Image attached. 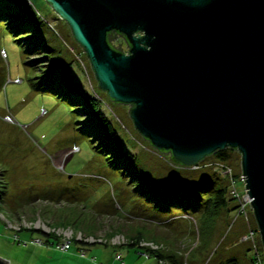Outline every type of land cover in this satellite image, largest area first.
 I'll return each mask as SVG.
<instances>
[{
	"label": "rangeland",
	"instance_id": "rangeland-1",
	"mask_svg": "<svg viewBox=\"0 0 264 264\" xmlns=\"http://www.w3.org/2000/svg\"><path fill=\"white\" fill-rule=\"evenodd\" d=\"M22 1L31 5L36 17L57 33V39L46 31L39 34L49 39V46L59 52V60H71L74 80L113 124L124 149L136 157L150 181L158 185L170 182L189 185L202 179L204 171L209 177L212 175L199 166L211 163L212 157L195 170L183 169L169 162V154L150 146L135 130L129 106L114 104L98 88L88 60L66 24L44 0ZM26 38L24 34H13L8 22L0 19V53H5V58L0 54V192L6 191L0 200V259L8 264H117L113 252L118 250L125 264H158L153 258L144 261L136 248L123 247L131 235L142 232V246L157 248L164 247L161 243L169 233L168 243L180 249L187 264H220L233 255L247 264L246 257L250 256L246 254L247 246L239 242L241 238L236 239L244 229L239 221L232 227L233 216L229 220L224 211L208 220L213 239L208 252L201 256L196 251L190 252L202 242L196 228L198 216L191 215L193 220L188 215V219L182 217L167 228H154L167 217L186 214L176 210L170 214L156 211L140 196L138 184L124 176L123 171L114 169L108 155L98 152L93 139L81 130L86 121L79 113L82 107L46 89L42 82L48 76L42 66L44 62L37 66L30 63L39 56L30 54L28 46L20 42ZM112 43L127 50L122 39ZM71 48L78 55L83 53L79 62ZM51 55L47 56L55 58ZM14 80L21 83L15 84ZM6 116H11L14 122H6ZM62 157L64 160L58 162ZM59 163L61 169L57 168ZM230 163L237 170L240 163L237 152ZM189 173L199 177L191 180L187 177ZM177 174L182 176L176 178ZM236 187L241 189V183ZM80 214L85 222L95 219L96 224L92 223L86 231L70 224L72 217ZM65 215L67 220L60 221ZM33 230L49 233L58 242L69 240L70 250L57 251L56 242H46ZM35 238L41 239L43 245L32 244ZM76 240L100 242L85 245ZM82 249H86L85 257L78 253Z\"/></svg>",
	"mask_w": 264,
	"mask_h": 264
},
{
	"label": "water",
	"instance_id": "water-1",
	"mask_svg": "<svg viewBox=\"0 0 264 264\" xmlns=\"http://www.w3.org/2000/svg\"><path fill=\"white\" fill-rule=\"evenodd\" d=\"M44 1L98 88L170 163L238 153L264 252V0Z\"/></svg>",
	"mask_w": 264,
	"mask_h": 264
},
{
	"label": "trees",
	"instance_id": "trees-1",
	"mask_svg": "<svg viewBox=\"0 0 264 264\" xmlns=\"http://www.w3.org/2000/svg\"><path fill=\"white\" fill-rule=\"evenodd\" d=\"M0 19L8 22L13 34L26 35L27 38L20 42L28 46L30 54L36 57L39 56V58L31 61L30 63L34 64V66H37L39 63L44 62V65L42 66L46 68L45 72L48 74V76L42 82L46 85V89L55 92L61 98L67 99L71 104L82 107V109L79 110V113L86 117V121L82 123L83 126L81 127V130L93 139V141L96 143L97 147L95 148L98 149V152L109 156L107 159L109 160V164L114 169L123 171L122 174H124V176H128L130 180L138 184L140 196L144 197V199L151 203L153 208L160 213L170 214L173 212V210H176L189 216H198L199 226L196 224V228L198 227L197 232L200 234V236H202V242L199 246L196 245V247L190 251L191 253L192 251H196L195 254L197 253L198 256H201L208 252V246L213 239V236L211 237V235H209L211 226L208 223V220L212 219L215 215L223 211L226 213V216L229 218V220L230 217L233 216L231 225L232 227L235 226L238 221V223H242L241 227L244 229V231L239 236H237V240H239L241 236L247 232V223L242 219V217L236 215L235 201L229 196L230 181L214 173L212 166L209 167L208 163H205V165H203V163L199 166L201 169L206 168L205 170L212 175L209 177V175L204 171L201 173L203 176L202 179H200L198 182L191 181L190 184L196 182L193 184V186H190V184L187 185L186 183L179 184L178 182H170L168 184L158 185L154 184L149 180V178H147V174L143 169H141L142 167L140 166L136 157H133L124 149L122 140L117 134L113 124L103 115V113L99 111V109H97L96 105L93 103V100L74 80L71 60L68 62H62L59 60V52L49 46V39H46L43 35L40 36V31L42 33L46 31L49 32L52 37H58L57 33H55L54 30L48 26V24L46 25L44 20L41 21L38 17H36L31 5L23 2L22 0H0ZM107 39L109 45L113 49L117 51L123 50L122 48L115 47V45L109 40V36ZM44 54H46V56H43ZM50 54H52L51 57L55 56V58L53 57V59L47 56ZM234 152L235 151L231 149L218 151L211 156L214 159L211 163L226 164L231 168L233 175L237 176L240 170L239 164H237V170H235V168H233L230 163ZM197 168L198 166L195 167L194 170ZM188 175L189 176L187 177L189 179L191 178V180H196V178L199 177L196 173H189ZM0 176L2 175L0 174ZM180 176L182 175L177 174L175 177L179 178ZM5 192L6 191L0 192V200L1 195L5 194ZM66 218L67 215L60 218V221L67 220ZM168 218L170 217H167L166 219ZM72 219L73 220L70 219V224L78 226L84 231L91 229V226L93 225L92 223L95 222V219L85 222V220L81 218V214L72 217ZM192 219L194 220V217H192ZM160 221L162 220L160 219ZM173 223L175 222L172 221L161 225H154V228H167ZM94 224H96V222ZM249 225L257 235V241L259 246H261L252 213L249 216ZM32 233L38 236H43L45 241L49 242L50 244H53V241L56 242V244L58 243L56 238L52 237V235L49 233H44L41 230H33ZM168 234L166 235L170 236ZM167 236H165L166 238H163L164 241L161 243L164 245V247L158 248L156 252H152L149 259L153 258L157 263L162 261L165 264H187L180 249L177 250V248L173 247L171 243H168L167 239L169 238ZM142 240V232H138L136 235H131L128 238L129 243L127 242L123 244V247L136 248L139 253L142 250H145V248L139 246ZM76 242H78V244L85 245L95 244L77 240ZM242 245L247 246L246 254L250 253L249 246L246 243H243ZM260 253L264 260V252L262 248H260ZM194 256L191 258L192 263L195 262ZM140 257L145 259L142 256ZM246 258L248 262L247 264H255L253 258L251 257V253L250 256ZM220 264L243 263L240 262L236 255H233L222 261Z\"/></svg>",
	"mask_w": 264,
	"mask_h": 264
},
{
	"label": "built area",
	"instance_id": "built-area-1",
	"mask_svg": "<svg viewBox=\"0 0 264 264\" xmlns=\"http://www.w3.org/2000/svg\"><path fill=\"white\" fill-rule=\"evenodd\" d=\"M118 40H120V39H118ZM67 48L69 50V46H67ZM70 50H71V53L74 55V57L79 62L80 57H81V55H83V53L78 55V54L74 53L72 48ZM0 54L3 58H5V53L3 51ZM14 83L18 84V83H21V81L20 80H14ZM42 114L44 115V112H42ZM4 120L6 122H9V123L14 122L13 118L11 116H6L4 118ZM208 166L209 167L212 166L214 173H216L219 176H221L222 178H226L228 181H230L229 182L230 183L229 196L232 199H234V201H235L236 215L242 217V219L247 223L246 225L248 228L247 232L243 236H241V240H239V242L242 244L246 243L249 246L251 257L253 258L255 264H264V260L261 256V253H260V248H262V246H259V243L257 241V235L254 233L253 229L249 225V216H250V213H252V210H251V206H250V198L248 197V195H246V190L244 188L245 178H243V175L241 174L240 170H239L238 175L234 176L231 168L226 164L208 163ZM239 182L242 185L241 189L236 187L237 183H239ZM182 217L185 219L189 218L188 215L187 216L186 215L185 216L180 215V217L178 215H176V216L170 217L169 219H167L164 222H159V223L160 224L169 223L172 221L179 220ZM16 238H17V236H14V240H16ZM95 242L97 243L100 241L94 240L92 243H95ZM31 243L34 244L35 246L43 245L42 240L39 238H35V239L31 240ZM70 244L71 243L69 242V240H63L62 242H58L55 245V249L57 251L67 252L70 249ZM139 246L145 248V250H142L141 252L138 253L139 256H142L145 259H149L151 257V253L156 252L158 249L157 247H151V246H147V245H146V247H144V246H142V243H140ZM78 253H79L80 257H85L86 250L85 249L79 250ZM114 258L116 261L119 262V264H124L121 254H119V253L115 254ZM93 261H94V259H93ZM158 264H165V263L162 261H159Z\"/></svg>",
	"mask_w": 264,
	"mask_h": 264
},
{
	"label": "crops",
	"instance_id": "crops-1",
	"mask_svg": "<svg viewBox=\"0 0 264 264\" xmlns=\"http://www.w3.org/2000/svg\"><path fill=\"white\" fill-rule=\"evenodd\" d=\"M239 226H242V223H241V222L239 223ZM116 253L121 254V252H119L118 250H117V251L115 250V252H113V258H114V256H115ZM121 256H122V255H121ZM122 258H123V257H122ZM142 259H143V258H142ZM114 260H115V259H114ZM143 260H144V261H149L150 259H149V260L143 259ZM123 261H124V259H123ZM114 262L117 263L118 261L115 260ZM118 263H119V262H118ZM118 263H117V264H118ZM103 264H108V263H103ZM124 264H125V262H124Z\"/></svg>",
	"mask_w": 264,
	"mask_h": 264
},
{
	"label": "bare ground",
	"instance_id": "bare-ground-1",
	"mask_svg": "<svg viewBox=\"0 0 264 264\" xmlns=\"http://www.w3.org/2000/svg\"><path fill=\"white\" fill-rule=\"evenodd\" d=\"M63 160H64L63 157H62V158H59V161H58V162L63 161ZM57 168L61 169V168H62V165L59 163V164L57 165Z\"/></svg>",
	"mask_w": 264,
	"mask_h": 264
}]
</instances>
